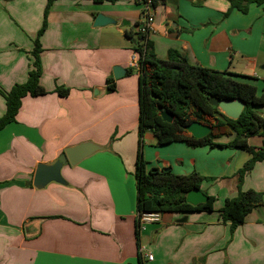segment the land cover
<instances>
[{
  "label": "crops",
  "instance_id": "0c3cea01",
  "mask_svg": "<svg viewBox=\"0 0 264 264\" xmlns=\"http://www.w3.org/2000/svg\"><path fill=\"white\" fill-rule=\"evenodd\" d=\"M46 1L0 0L4 91L26 81L28 52ZM228 9L226 0H159L148 36L153 53L166 60L176 51L191 65L235 74L260 91L264 9L251 5L246 14L225 15ZM97 14L116 25L93 27ZM138 22L139 7L132 0H56L50 7L39 37L40 85L47 93L24 97L15 122L0 131V264H137L139 256L143 264H264V200L231 239L230 223L219 217L238 186L261 192L264 199V162L239 185L237 172L250 157L243 150L189 148L182 142L157 146L153 135L139 138L138 75L126 36L136 33ZM115 66L134 73L114 80L115 90L108 93L106 79L113 78ZM61 86L69 88L68 96L54 92ZM259 112L264 118V106ZM4 113L0 96V117ZM85 142L102 149L76 166L65 164L64 185L33 187L37 164H51L65 148ZM263 143L261 137L248 139L253 147ZM138 150L148 169L212 178L200 191L215 198L213 211L164 213L137 230Z\"/></svg>",
  "mask_w": 264,
  "mask_h": 264
},
{
  "label": "trees",
  "instance_id": "16d2710c",
  "mask_svg": "<svg viewBox=\"0 0 264 264\" xmlns=\"http://www.w3.org/2000/svg\"><path fill=\"white\" fill-rule=\"evenodd\" d=\"M56 0H47L43 12V22L28 52L32 58L24 83L14 84L8 91L0 89L4 100L5 113L0 117V131L15 122L16 115L24 97H36L47 92L40 85L42 73L40 53L42 52L39 37L46 26L49 9ZM94 2L112 0H93ZM229 4L227 15L234 10L246 14L251 5L264 9V0H226ZM159 0H154L156 6ZM131 38V50L137 55L138 62V136L141 139L146 131L152 133L157 146L182 142L189 148L208 147L210 149H240L250 157L237 172L238 184L250 173L256 163L264 162V143L260 147L248 144V139H264V118L259 108L264 106V80L258 93L255 85L239 82V77L229 72H217L208 68L188 63L176 51H169L166 60H159L153 53L148 37L136 33H126ZM134 70L128 68L126 76ZM114 78L106 79V92L115 90ZM54 92L60 97L69 94V88L57 87ZM214 99H235L244 102V108L236 120L225 117L216 106L210 104ZM159 108L173 115L170 123L164 122L159 115ZM198 122L210 128L203 138L195 139L184 127ZM222 138L226 142H219ZM141 144V143H140ZM135 188L137 216L147 213H190L212 212L215 198L207 196L204 204L191 206L185 201L186 193L191 189H200L203 181L213 180L196 172L187 175H176L170 168H147L146 162L138 150L135 160ZM263 193L251 189L241 190L238 186L234 198L224 200L219 209L222 222H229L230 239L237 226L242 225L247 215L263 204ZM138 230V219H136ZM136 230V235H137ZM229 239V241H230ZM143 264L138 257V263Z\"/></svg>",
  "mask_w": 264,
  "mask_h": 264
},
{
  "label": "water",
  "instance_id": "95a60500",
  "mask_svg": "<svg viewBox=\"0 0 264 264\" xmlns=\"http://www.w3.org/2000/svg\"><path fill=\"white\" fill-rule=\"evenodd\" d=\"M106 25H116V21L102 14H97L93 20V27H103ZM125 25H127L126 22ZM262 68L264 69V66H262ZM124 75V69L118 66L113 67L112 76L115 80L123 77ZM209 102L211 105L216 106L225 117L232 120H236L239 117L245 105L244 102L238 98L231 100H218L210 97ZM159 115L166 123H170L173 119V115L171 113L167 110H162L161 108H159ZM184 130L195 139L203 138L210 132L209 127L198 122H192L186 125ZM101 149L102 148L100 146L91 142H85L65 148L63 153L59 155L53 163H40L36 165L32 180L33 187L41 190L50 183L64 185L65 181L61 176V169L65 164H69L72 167L76 166L83 159L97 151H100ZM185 201L191 206H196L206 203L207 196L200 191V189H191L186 193ZM182 221H184V219Z\"/></svg>",
  "mask_w": 264,
  "mask_h": 264
},
{
  "label": "built area",
  "instance_id": "2783aa9c",
  "mask_svg": "<svg viewBox=\"0 0 264 264\" xmlns=\"http://www.w3.org/2000/svg\"><path fill=\"white\" fill-rule=\"evenodd\" d=\"M139 7V22L136 25V34L148 37L153 32L155 8L154 0H132ZM135 54V53H134ZM131 67L138 70L137 55L131 59ZM138 230L146 223H155L159 220V214L147 213L137 216ZM147 260L151 261L152 256L146 254Z\"/></svg>",
  "mask_w": 264,
  "mask_h": 264
},
{
  "label": "rangeland",
  "instance_id": "374dc122",
  "mask_svg": "<svg viewBox=\"0 0 264 264\" xmlns=\"http://www.w3.org/2000/svg\"><path fill=\"white\" fill-rule=\"evenodd\" d=\"M3 14H5L6 13V11H4L3 12V9H2V11H1ZM6 15V14H5ZM259 85L262 87V84H261V82H259ZM260 87V88H261ZM258 93H259V88H258ZM146 134H147V136H152V133L151 132H149V131H146L145 132ZM146 138H148V137H146ZM154 138V137H153ZM145 142H148L147 140H145ZM154 143L156 144V140H155V138H154ZM145 162H146V160H145ZM146 165L148 166L149 165V163L148 162H146Z\"/></svg>",
  "mask_w": 264,
  "mask_h": 264
}]
</instances>
